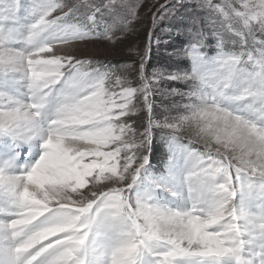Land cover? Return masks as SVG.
I'll return each mask as SVG.
<instances>
[{
	"label": "rangeland",
	"instance_id": "rangeland-1",
	"mask_svg": "<svg viewBox=\"0 0 264 264\" xmlns=\"http://www.w3.org/2000/svg\"><path fill=\"white\" fill-rule=\"evenodd\" d=\"M3 50L20 59L15 67L0 59V88L13 81L4 94L29 111L26 93L59 100L42 124L52 137L31 134L33 145L0 116V169L7 157L20 164L0 171V263L85 234L91 264H244L245 233L264 232V152L225 144L199 113H229L227 93L239 106L232 115L264 138L255 116L264 104V0H0ZM111 57L126 62L97 69ZM40 112H30L32 124ZM155 130L167 139L159 169L142 155ZM81 133L84 154L64 151ZM38 170L51 175L48 186L25 191ZM169 219L195 223V232Z\"/></svg>",
	"mask_w": 264,
	"mask_h": 264
},
{
	"label": "bare ground",
	"instance_id": "bare-ground-1",
	"mask_svg": "<svg viewBox=\"0 0 264 264\" xmlns=\"http://www.w3.org/2000/svg\"><path fill=\"white\" fill-rule=\"evenodd\" d=\"M30 56H31V58H30ZM28 58L32 62H35V60H38V58L36 57V54L35 53L33 55H29ZM0 59L4 61V64H3L4 67H6V66L7 67H15L16 64H19V61H20L19 55H16L15 53H13L11 51H7V50H3V51L0 52ZM45 74H46V71H45ZM49 75L52 76V73H49ZM12 82H8V81L1 82L2 86L0 88V92H1L2 96L0 97V105H1L0 112L2 114L0 116L2 118V120H1L2 123H6L8 121L9 122L12 121L13 122V125L17 124L19 126V128H21V129H18V127H16V128H13L12 127L13 128L12 129L13 130V133L16 134V135H19V136H23L25 138V140H27L28 142H30L32 145H33V143L36 140L33 139L30 136L31 134H35V136L38 138L40 134H43L44 133V139H46V140L50 139L52 136H48L47 133L44 130H42V124H45L46 123L45 122V119L47 118V116L49 115V113L52 114V111L50 112V109H55L56 110L58 108V104H57L58 102L56 103L55 101H57L59 99L55 98L56 100H53V102H51L49 98L48 99L46 98V95L45 96H42V95H40V96H33L31 94L29 95L28 93H26L28 95V98L27 99L30 102L29 104L32 107L30 109V111H29L28 108L26 107V104L22 103V100L21 99H18L19 101H16L15 100L16 99L15 96H14L15 99L13 98V95L12 94H16V93H13V92L11 93V90H10L6 94H4V92L1 91L2 87L3 88L7 87L6 86V83L9 84V85H11ZM19 83L20 82L18 81L17 84L14 86L15 87V91L17 93L20 92L21 85ZM261 87L264 89V85L263 84L261 85ZM36 89L38 90V88H36ZM69 90H71L70 87H69ZM245 90H246V88H245ZM25 92H27V91L25 90ZM35 93H37V92H35ZM63 93H70V91L67 92V90L64 89L63 90ZM48 95H47V97H48ZM226 95H227V93H225V96L223 98V101L224 102L222 103V101L221 100L220 101H221L222 105H225V107H224L225 109L230 110L229 113H231V115L226 110L225 111L224 110L222 111V110H219V109H214L213 107H210V106H206V107H203V108L200 109V113H199L200 114V116H199L200 119L202 118L201 120H203L204 123H206V125L211 126L212 129H213V133L215 135H218V138L220 140H222L225 144H229V145H232L233 144V145H235L237 148H239L240 150H242L246 154L249 153V152H251V151L264 152V149L261 147V146H264V138H262V135L261 134L255 132L252 129V127H249L247 124L241 122L240 119L238 120L236 116L232 115V110H234L235 115H236V111L239 109V106L237 105L238 103H236L234 101L229 102ZM23 96H25V93H23ZM213 96H215V95H213ZM19 98H22V97H19ZM219 98L220 97L218 96V97H216L214 99H219ZM261 98H263V97H261ZM4 99H5V101H4ZM66 100H68V99H66ZM50 103H52V104H50ZM78 104H80V103H78ZM17 105H18V108L16 107ZM241 107H243V106H241ZM31 111H34V112L41 111L39 114H36V119H37V124L38 125H36V123L35 124H32L31 123V122H33V118H32L33 116L31 117V114H30ZM245 111H246V113L244 115H246L247 117H249L250 110H245ZM255 113H256V115L255 114L254 115L257 116L256 119L259 118L260 121H263V119H264V116H263L264 115V104L263 103L260 104L257 107ZM29 121H30L29 125L25 126V124L27 122H29ZM47 124H48V122H47ZM19 136H14V137H16L19 140V139H21ZM76 136L77 137H76L75 143L74 142L68 143L67 145H65V147H64L63 150L66 151L67 153L68 152L72 153V152L76 151V154L79 153V152H80L79 155H81L82 153L84 154L85 150L88 149L87 142H86L87 141V135H85V133L84 134L81 133V134H78ZM11 140L12 139H10V141ZM51 141H53V140H51ZM12 142L13 143H16L17 140H12ZM28 142H26V143H28ZM253 144H254V147H251ZM46 145H48V144L46 143ZM49 145H50V143H49ZM55 145H52V146H54V148H55ZM9 152H10V150H9ZM48 154H47V156H48ZM13 158H15V157H13ZM13 158L7 157V159H9L8 161H9V164L10 165H9L8 168H5L4 165H2L1 168L3 167V169L2 170L0 169L1 172L2 171H5V172H10V173H16V172L19 171V167L20 166H17L18 163L17 164L14 163V160L15 159L13 160ZM58 158H59V156H58ZM189 158H190V156H189ZM54 159H56V158H54ZM60 160H61V158H60ZM189 161L190 160L187 159V161H186V164L187 165L186 166L189 165ZM18 165H20V164H18ZM189 167H187V169ZM13 178L14 179H12V180H15L16 179V177H13ZM50 179H51V175H49L46 171H44V170L43 171H39L37 173V175L32 178V180H33L32 187H24V189H25V191L28 190V189H30V191L31 190L35 191V190L41 189L43 187H47ZM20 184H22V183H20ZM192 197L190 195L187 196L186 202H188V203H191L192 201L195 202ZM203 201L205 203V200L204 199H203ZM203 201L201 203L204 206ZM1 202H2V200H0V203ZM6 203H8V201L4 202V205ZM207 203H208V201H207ZM207 208H209V206ZM252 213H254V212H252ZM168 216H169V214H166V218ZM180 217H182V216H180ZM183 222L184 221H182V225L175 224L173 226V222H171V219H169V220L166 221V223L169 224V226H171L172 228H175V227L179 226L178 229L180 230V226H182V229L186 233H189V234H190L191 231H194V229H195L194 227L196 225L195 223H193V225H188V223H187V225H186V224H183ZM52 231L53 230H50L48 232H52ZM64 231H66V230L64 229ZM53 232L55 233V231H53ZM56 232H59V231H56ZM260 232H261L262 240H259V239L253 240L254 237L251 235V233L249 231H247V234L245 233V235H247V237H246L247 240H246V242H244L243 244H241V248L242 249L244 248V251H246L248 253H251L256 258L253 259V257H250L245 252L244 253V256H245V262H244V264H264V232L262 230ZM56 235H57V233H56ZM84 236H85V234H80L78 236L77 235H70L69 238H68V236H66V238H65V235L64 234L63 235H59L58 236V239L55 240V242L52 244L51 247L48 244L47 245L45 244V246H46L45 248H35L33 251H31L32 253H29L25 257L23 255L17 256V258H15V260H14V263H12V264H91V261L90 260H87V256L85 254V251L82 249V246L85 245L84 244L85 243ZM8 238H9V236H8ZM235 239H237V238H235ZM8 240H10V239H8ZM31 242H33V240ZM49 243H50V241H49ZM41 245H42V243H41ZM103 252H105V251H103ZM11 257H12V255H11ZM10 260H12V259L10 258ZM7 263H9V262H7ZM7 263H3L2 262L0 264H7Z\"/></svg>",
	"mask_w": 264,
	"mask_h": 264
},
{
	"label": "trees",
	"instance_id": "trees-1",
	"mask_svg": "<svg viewBox=\"0 0 264 264\" xmlns=\"http://www.w3.org/2000/svg\"><path fill=\"white\" fill-rule=\"evenodd\" d=\"M147 51V49L145 50V52ZM152 51L149 54V59L147 60V64H146V68L147 65H149L150 62H152ZM105 62H102L101 65H107L108 63H110V67H115L116 63H120V62H126L125 59H121L120 58H108L106 60H104ZM155 132V138H153V140L151 141V145L149 147H145L142 151L144 156L149 155V160L150 163L152 165H155L157 167V169H159L162 165V161L165 160V156L163 153L166 154V148H165V143L167 141V139L165 137H160V140H158V135H162V132L159 131H154ZM164 136V135H162ZM167 157V154H166Z\"/></svg>",
	"mask_w": 264,
	"mask_h": 264
}]
</instances>
